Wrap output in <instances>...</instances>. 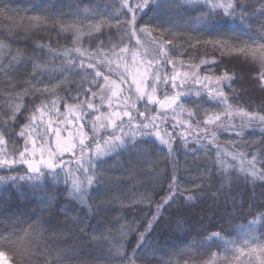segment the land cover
Masks as SVG:
<instances>
[{"label": "trees", "instance_id": "obj_1", "mask_svg": "<svg viewBox=\"0 0 264 264\" xmlns=\"http://www.w3.org/2000/svg\"><path fill=\"white\" fill-rule=\"evenodd\" d=\"M251 2L255 3V0ZM113 5L119 8L117 0H0V114L9 113V105H23L17 113L16 122L5 124L6 117L0 115V132L5 133V138L9 140V147L12 141L22 147L23 139L18 136L20 128L28 123L27 118L31 115L35 114L38 118L40 117V112L36 109L41 107L42 102L50 105L52 100L63 97L59 103L79 104L80 101L91 98V93H85L77 87L80 78L85 73L80 72L77 75L72 71L63 73L59 71L65 60L64 54L60 52L71 50L76 46L93 51L96 43L100 40H107L109 35L115 34L113 43H117L119 36L122 35L115 33V29L109 30L104 27L101 29L102 35L92 32L89 37L86 34L80 45H74L73 33L61 32L59 26L51 21L47 25H37L32 22L31 18L47 14L58 21L83 25V31L88 33L89 29L86 27L88 22L91 20L93 24H97L109 19ZM200 11L204 9L196 5L191 7L183 5L180 8L164 6L160 9L145 10L143 13H138V16L141 25L149 24L152 27L153 36L162 40H173L175 49L171 51V57L177 62H182L178 63V71H191L192 69L187 66L197 64L199 68L196 71L201 77L220 75L226 70L234 72L235 81L232 88L225 87L228 93H231L232 89L237 91L236 98L230 102L239 103L248 107L249 110L258 108L264 96L254 86V81L251 79L252 70L256 65L243 57L241 61H235L236 56L226 52L222 54L211 44L204 43L212 39L228 40L233 37L249 41L250 34L247 28L238 19L231 20L222 17L217 18L209 26H202L193 19ZM250 19L256 23L258 17H250ZM111 23L115 24V20L112 19ZM169 30L174 33V37L167 35ZM125 43L128 41L125 40ZM37 44L46 47H37ZM49 48L54 49L55 52H50ZM168 48L172 49V46L169 45ZM18 49L27 56L35 53V59L8 67V62ZM140 52L142 53L143 49ZM78 55L72 52L68 59H73ZM138 58L151 59L150 56ZM202 60L209 61V63L201 64ZM213 60L215 63L211 62ZM33 64L47 66L46 70H42L43 74L36 76L35 79L29 75L34 72ZM131 65L129 63V66ZM135 66L142 69L140 65ZM165 67L171 73V65H165ZM101 71L108 74L106 69L102 68ZM120 71H123V66ZM50 76L55 78L50 79ZM65 78L68 82L61 83ZM88 78L91 79V76ZM25 79L30 80L31 85L23 83ZM111 79L118 80L117 74L113 73ZM37 81L40 82L37 83ZM100 82L103 83L102 80ZM31 86L39 89L45 87L54 89L55 94L52 91L24 94L25 89ZM88 87L90 85L85 82L84 88ZM198 88L199 85L194 86L193 92L181 97L186 110L181 113L178 109L175 120L173 114L170 113L168 121L161 125L162 128L171 131V124L176 120L190 119L187 109H194L195 104H200L202 111L195 119H192L193 125L196 120H203V109L209 110L210 114L222 111L223 106L210 100L206 93L196 96L195 89ZM183 90L177 89V91ZM92 91L98 92L99 89L93 87ZM157 95L162 98L160 91ZM91 99L94 100V105L100 106V112L109 111L108 104L103 102L101 106L99 98ZM137 106L141 111L144 110L142 103H138ZM150 107L151 113L148 114H155L157 106ZM97 114V112L91 113L85 117V120ZM67 118L72 119V114H69ZM49 119L53 120L52 127L55 128L57 126L55 121L62 120L64 117L45 112L42 119L35 121L37 124H34L33 138L41 140L39 133L43 132L44 122ZM222 120L224 123L229 122L226 117H222ZM231 123H240V117L234 116ZM60 127L63 146L66 143L68 132L72 129L64 124ZM201 127H203L202 123ZM185 130L187 126L183 129L180 127L176 129L177 141L174 147L177 150L173 153V157L176 161L175 167L180 178L181 190L191 191L185 192L170 207L165 206L161 210L160 220L153 224L150 232L146 234L145 241L146 249H157L156 256L151 260L141 259L138 264H159L160 257L167 259L169 256H172L174 260L179 259L180 264H183L189 256L202 253L209 246L220 256L228 255L230 258L235 248H244V253L240 255L244 264L260 260L257 245L264 244V222L251 225L252 216L249 213L264 204V184L257 182L253 186L250 182L245 183L241 175L239 179L232 181L230 187L226 185L221 189L219 174L214 172L209 180L205 172V169L211 165L205 159L204 150L193 152L192 149L199 148V146L191 139L187 147L180 142L178 134ZM209 130L215 131L216 129L210 126ZM85 131L90 134L89 125H86ZM245 132L243 140L249 144L262 138L259 128H248ZM104 134L101 133V135ZM107 134H111L110 129ZM45 139L49 141L50 146L55 147L56 140L53 135ZM144 139L149 143L142 147L152 152L150 156L138 157L133 149L123 148L103 157L100 171L105 182L94 184L90 189V203L93 204L91 213H88L85 207L66 194L68 185L65 184L64 172L67 169L61 170L58 177L48 174L40 182L36 181V184L42 185L39 187H34L32 183L25 181H19L16 184L11 182L0 184V236L11 237V242L0 246V251H5L12 264H21L18 253L23 250V247L31 250L33 264H45V260H51L55 256V249L68 250L64 264H122L119 257L113 256L109 238L118 235L120 225L130 224L133 231L129 232L127 238L121 243L125 245L126 251H131L138 235L135 230L138 229L139 232L145 230L147 220L151 219L156 212L155 204L166 195L168 179H170L174 166L172 159L167 158L166 149L161 154L160 150L164 146L160 145L154 136ZM152 142H155L154 148ZM218 142L222 146H227L229 142L239 143L240 138L232 131H221L218 132ZM212 155L214 156V153ZM63 160L65 162L72 160L73 164L70 166H74L72 153L66 152ZM227 162L233 163L230 157L227 158ZM15 167L16 171L8 174L16 175L17 172L23 174L26 166ZM157 170L162 174H169L168 178L161 181ZM6 171V169H0V175L5 174ZM235 175L234 172L233 176ZM196 185H201L199 191L195 190ZM188 194H194L195 201H186L185 196ZM147 195H151L152 202L148 203L146 200L140 202ZM46 201L47 203H44ZM13 211H17L18 214H13ZM73 216L80 218L79 227H84L85 233L79 232V228L71 219ZM120 217L123 219L118 220ZM30 226L35 228V232L30 231ZM214 231H222L225 239L214 238L212 241H202L203 236ZM93 236L98 239L93 240ZM14 240L17 242H13ZM226 240H231L234 244H226ZM244 241L249 242L248 247L244 246ZM249 247L256 248V252L249 254ZM182 252L187 255L180 256ZM195 258L200 257L197 255Z\"/></svg>", "mask_w": 264, "mask_h": 264}, {"label": "snow or ice", "instance_id": "obj_2", "mask_svg": "<svg viewBox=\"0 0 264 264\" xmlns=\"http://www.w3.org/2000/svg\"><path fill=\"white\" fill-rule=\"evenodd\" d=\"M117 2L119 8L117 9L113 5L109 19L97 24H93L91 20L88 22L86 25L89 29L88 33L83 31V25L58 21L55 17L47 14L31 18L32 22L37 25H47L51 21L59 26L61 32L73 33L74 45H80L86 34L89 37H91L92 32L102 35L101 29L104 27L109 30L115 29V33L122 34L119 36L117 43H113L115 34L109 35L107 40H100L96 43L93 51L82 49L79 46L71 50H65V60L62 62L63 66L59 69L62 73L68 71H72L77 75L80 72L85 73L77 84L78 89H82L85 93H91V98L98 96L101 100V106L104 101H107L109 111L100 112V106L94 105L91 98L82 100L76 105L65 103L64 107L68 110L67 113H62L58 109L59 100L63 97L52 100L50 105H45L42 102L41 107L36 109L37 112H40V117L38 118L35 114L31 115L27 118L28 123L20 128L18 136L23 139L22 147L17 145L15 141H12V145L9 147V140L5 138V133L0 132V169L7 170L5 174L0 175V184L9 182L16 184L19 181H25L32 183L34 187H39L42 185L36 184V181L45 179L48 174L58 177L61 170L67 169L64 172L65 184L68 185L66 194L85 207L88 213H91L93 204L90 203V189L94 184L105 182L100 171L103 157L123 148L133 149L138 157L150 156L152 152L143 148L142 145L149 143L144 139L145 137L154 136L156 141L164 146L160 150L161 154L166 149L167 158L172 159L174 165L170 173V179H168L167 193L155 204L156 212L151 219L147 220L145 230L143 232H139L138 229L135 230L138 235L131 251H126L125 245L121 243L127 238L128 233L133 231L130 224L120 225L118 235L109 238L110 250L113 256L119 257L122 264H138L141 259L151 260L156 256L157 249H146L145 241L146 234L150 232L153 224L160 220L161 210L165 206L170 207L185 192L191 191L188 189L181 190L180 178L175 167L176 161L173 153L177 150L174 147L177 141V127L183 129L187 126V130L180 131L178 134L180 142L187 147L189 139H191L199 146V148L192 149L193 152L200 151V149L204 150L205 159L211 165L205 169V172L209 180L214 172L219 174L221 189L226 185L230 187L232 181L239 179L241 175L245 183L250 182L253 186L257 182L264 184V100L258 108L253 110H249L248 107L239 103L230 102L236 98L237 91L232 89V92L228 93L225 91V87L232 88L235 81L234 72L226 70L220 75H204L201 77L199 72L196 71L199 68L197 64L187 66L192 69L191 71H178V63L182 62H177L171 57V51L175 49L173 40H162L153 36L152 27L149 24L141 25L138 13H143L145 10L160 9L164 6L180 8L183 5L189 7L196 5L203 8L204 11L198 12V15L193 19L202 26H209L221 17L231 20L238 19L247 28L250 34L249 41L233 37L228 40L212 39L204 43L211 44L222 54L226 52L229 55L243 57L245 60L254 63L256 67L252 70L251 79L254 81V86L264 96V0H255V3H252L251 0H135V2L134 0H117ZM250 17H258L257 22L253 23ZM112 19L115 20V24L111 23ZM167 35L174 37L171 30L167 32ZM125 40L128 43H125ZM197 43H200V41H197ZM169 45L172 46V49L168 48ZM37 47L46 46L37 44ZM141 49H143L142 53L140 52ZM49 51L55 52L51 48H49ZM70 51L79 55L73 59H68ZM149 56L151 59L148 60L138 58ZM34 59L35 53L32 56H27L18 49L8 62V67H12L19 62L27 63ZM211 62L215 63V60ZM129 63L142 66V71H138L136 74L130 73L128 70ZM200 63L206 64L209 61L202 60ZM165 65H171V73L166 70ZM122 66L124 71H120ZM46 68V65L33 64L34 72L29 75L35 79L36 76L42 75V70H46ZM102 68L106 69L107 75L104 71H101ZM113 73L117 74L118 80L111 79ZM89 76H91V79L88 78ZM49 78L54 79L55 77L50 76ZM101 80L103 83L100 82ZM39 82L37 81V83ZM67 82V78L61 81V83ZM85 82L90 87L84 88ZM23 83L31 85V81L28 79H25ZM123 85H127V89ZM196 85H199V88L195 89V95L201 96L202 93H206L210 100L223 106L222 111L210 114L209 110L203 109V120H196L195 125H193L192 119H195L202 111L201 105L195 104L194 109H187V115L190 119L176 120L175 123L171 124V131L162 128L161 125L168 121L170 113L173 114L175 120L178 109L181 113L186 110L181 102V97L193 92ZM93 87L99 89V91L93 92ZM178 88L184 90L177 91ZM48 91L55 94L54 89H48L47 87L39 89L34 86L26 88L24 94ZM158 91L161 92L162 98L157 95ZM138 103H142L143 111L137 106ZM153 105L157 106L156 113L148 114L151 113L150 106ZM22 106L21 104L9 105L10 114H0L6 117L4 123L16 122L17 113ZM45 110L51 112L54 116L64 117V119L55 121L57 125L55 128L52 127V119L44 122V130L39 133L42 144L37 147L36 140L33 139L32 135L35 131L34 122L43 118ZM88 110L95 111L98 114L89 120H85V117L90 115ZM68 114H72V119L67 118ZM234 116L240 117V123H231ZM222 117H226L229 122L224 123ZM82 120L84 123H80ZM201 123L203 127H201ZM61 124L73 126V130L68 132L66 143L63 146L61 144ZM86 125L90 126V134L85 131ZM210 126L216 130L210 131ZM248 128H259L262 136L261 140L253 141L251 144L245 142L243 137L246 135L245 129ZM29 129L32 131L30 132ZM109 129L111 134H107ZM221 131H232L235 136L240 138V142H229V145L222 146L218 142V132ZM102 132L105 134L101 135ZM50 135H53L56 140L54 148L45 139ZM155 146V142H152V147ZM66 152L73 154L74 166H70L73 164L72 160L68 162L63 160ZM37 153H39V157H37ZM228 157L231 158L233 163L227 162ZM15 166H26L24 173L8 174L16 171ZM234 172L236 173L235 176H233ZM157 175L163 181L168 178L169 174H162L157 170ZM200 188L201 185L195 186L196 191H199ZM195 199L194 194L185 196V200L188 202H193ZM144 200L151 203V195L144 196L140 202ZM44 203H47V201ZM97 207L99 206L97 205ZM249 214L252 216L251 225L264 222V204ZM71 219L75 222V226L79 228V232L85 233V228L79 227L80 218L73 216ZM119 219H123V217ZM30 231L35 232V228L30 226ZM214 238L225 239L222 231L211 232L201 239L207 242L212 241ZM92 239L97 240L98 237L93 236ZM9 242H11L10 236H0V246ZM225 242L230 245L234 244L231 240ZM244 246L248 247L249 242L244 241ZM257 248L261 256L258 264H264V244L257 245ZM256 250V248L249 247V254L255 253ZM54 251L55 256L51 260H45V264H64L68 250L55 249ZM242 253H244V248L237 247L231 258L228 255L220 256L218 252L212 251L211 246H209L206 251L189 256V259L185 260L183 264H218V256L219 264H244L240 259ZM18 255L21 264H33L30 249H23ZM179 255L183 256L187 253L182 252ZM197 255L200 258H195ZM0 260H4L7 264L5 251H0ZM159 264H180V260H174L172 256L167 259L160 257ZM248 264H253V262L249 261Z\"/></svg>", "mask_w": 264, "mask_h": 264}, {"label": "rangeland", "instance_id": "obj_3", "mask_svg": "<svg viewBox=\"0 0 264 264\" xmlns=\"http://www.w3.org/2000/svg\"><path fill=\"white\" fill-rule=\"evenodd\" d=\"M141 51H142V49H141ZM72 52L73 51L69 52V54L72 53ZM60 54H64V52H60ZM241 59H242L241 57H237V59H235V61H241ZM128 70L132 74H136L138 71H142L141 67H136L135 65L134 66H132V65L129 66ZM123 71H124V68H123ZM186 71H190V70H186ZM182 72H185V71H182ZM126 75H127V73H126ZM123 87L125 89H127V87L125 85H123ZM97 98H99V97L97 96ZM92 102L94 103V100H92ZM104 102L107 104V101H104ZM65 103H67V102L59 103L58 104V109H59L60 112L67 113L68 110L64 107ZM67 104H69V105H76V104H72V103H67ZM112 110L114 111L115 109L113 108ZM88 111L90 112V114L95 112V111H92V110H88ZM45 112H48V111L45 110ZM34 124H37V122H35ZM69 127L73 130L72 125H69ZM29 131L31 132L32 130L29 129ZM33 139L36 140L37 147H39L42 144V142H41L40 139H36V138H33ZM30 147H31V145H30ZM51 147H53V146H51ZM37 157H39V153H37ZM38 182H40V181H37V183ZM13 214H18V212L17 211H13ZM13 242L16 243L17 241L14 240ZM23 249H25V247H23ZM19 250H21V249H19ZM6 261H7V264H12L7 256H6ZM258 262H259V260L258 261H255V262L253 261V263H255V264H258ZM0 264H5V261L4 260H0Z\"/></svg>", "mask_w": 264, "mask_h": 264}]
</instances>
